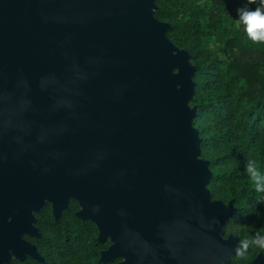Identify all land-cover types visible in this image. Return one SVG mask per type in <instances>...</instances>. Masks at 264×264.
<instances>
[{
	"label": "water",
	"instance_id": "obj_1",
	"mask_svg": "<svg viewBox=\"0 0 264 264\" xmlns=\"http://www.w3.org/2000/svg\"><path fill=\"white\" fill-rule=\"evenodd\" d=\"M154 1L0 0V264L40 261L33 215L70 201L111 241L102 263L240 256L200 158L194 70Z\"/></svg>",
	"mask_w": 264,
	"mask_h": 264
},
{
	"label": "trees",
	"instance_id": "obj_2",
	"mask_svg": "<svg viewBox=\"0 0 264 264\" xmlns=\"http://www.w3.org/2000/svg\"><path fill=\"white\" fill-rule=\"evenodd\" d=\"M153 15L169 26L166 37L182 49L193 68L192 120L200 138V157L209 165L212 200L232 204L236 214L224 236L239 244L264 234V192H257L249 165L264 177V44L253 43L237 25V9L259 6L249 0H155ZM231 51L239 53L238 58ZM264 187V179L260 181ZM70 201L58 221L50 204L35 214L39 238L25 239L41 260L27 257L9 264H115L100 262L107 242L96 225L76 217ZM264 249L249 247L231 264H251Z\"/></svg>",
	"mask_w": 264,
	"mask_h": 264
},
{
	"label": "clouds",
	"instance_id": "obj_3",
	"mask_svg": "<svg viewBox=\"0 0 264 264\" xmlns=\"http://www.w3.org/2000/svg\"><path fill=\"white\" fill-rule=\"evenodd\" d=\"M256 2V0H249ZM259 6L250 9L247 5L237 9L238 20L237 25L243 26L245 33L253 43L264 44V0H258ZM247 173L255 184L257 192H264V187L260 181L264 179L259 173L252 168L251 165L247 168ZM249 247H258L264 249V234L257 232L250 237L246 242H242L240 247L235 249L237 254L243 255Z\"/></svg>",
	"mask_w": 264,
	"mask_h": 264
},
{
	"label": "rangeland",
	"instance_id": "obj_4",
	"mask_svg": "<svg viewBox=\"0 0 264 264\" xmlns=\"http://www.w3.org/2000/svg\"><path fill=\"white\" fill-rule=\"evenodd\" d=\"M175 46V45H174ZM177 49H178V51H180L181 53H184V51L182 50V49H179L177 46H175ZM231 56L233 57V58H238L239 57V53L238 52H236V51H231ZM187 65L190 67V68H192V65L189 63V62H187ZM194 95V94H193ZM193 95H192V98H191V101H192V99H193ZM190 107V106H189ZM190 109H192V108H190ZM201 158V157H200ZM215 201H218V200H215ZM46 204H49V203H45V205ZM44 205V206H45ZM79 206V205H78ZM79 210H80V207H79ZM39 213V212H38ZM33 217H34V223H33V227H34V229L36 230V232L38 233V229L35 227V223H36V218H35V214L33 215ZM98 230V229H97ZM39 234V233H38ZM98 235H99V232H98ZM225 238H227L226 236H224ZM24 240H26L25 238H24ZM27 241V240H26ZM107 242V244H108V247H107V250L110 248V246H111V241L110 240H107L106 241ZM240 245V244H239ZM10 254V256H11V258H10V261L8 262V263H6V264H9L10 262H11V260H13V259H15L13 256H12V254H11V252L9 253ZM262 254V253H261ZM263 255V254H262ZM233 258H236V257H231L230 258V262H229V264H231L232 263V259ZM16 260V259H15ZM121 260L122 259H117V260H115V261H117V262H115V264H118L119 262H121ZM255 260V259H254ZM254 260L251 262V264H254Z\"/></svg>",
	"mask_w": 264,
	"mask_h": 264
},
{
	"label": "flooded vegetation",
	"instance_id": "obj_5",
	"mask_svg": "<svg viewBox=\"0 0 264 264\" xmlns=\"http://www.w3.org/2000/svg\"><path fill=\"white\" fill-rule=\"evenodd\" d=\"M70 203V202H69ZM68 207H69V205H68ZM26 238V237H25Z\"/></svg>",
	"mask_w": 264,
	"mask_h": 264
}]
</instances>
